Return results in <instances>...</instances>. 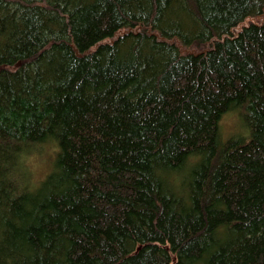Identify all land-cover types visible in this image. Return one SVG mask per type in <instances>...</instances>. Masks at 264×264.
<instances>
[{
    "label": "trees",
    "instance_id": "16d2710c",
    "mask_svg": "<svg viewBox=\"0 0 264 264\" xmlns=\"http://www.w3.org/2000/svg\"><path fill=\"white\" fill-rule=\"evenodd\" d=\"M0 264H264V0H0Z\"/></svg>",
    "mask_w": 264,
    "mask_h": 264
},
{
    "label": "rangeland",
    "instance_id": "374dc122",
    "mask_svg": "<svg viewBox=\"0 0 264 264\" xmlns=\"http://www.w3.org/2000/svg\"><path fill=\"white\" fill-rule=\"evenodd\" d=\"M221 124V132H222V139L227 140L228 138L236 136H246L247 131L243 127V124L240 120L239 114L237 113H231L226 115L220 122ZM240 133V134H239ZM45 157L35 160L32 162V166L37 170V174L35 177L37 179H40L41 177L44 176L46 171L44 172L43 169L46 167L47 164V158L50 153L45 152ZM34 159V158H33ZM33 161V160H32Z\"/></svg>",
    "mask_w": 264,
    "mask_h": 264
}]
</instances>
